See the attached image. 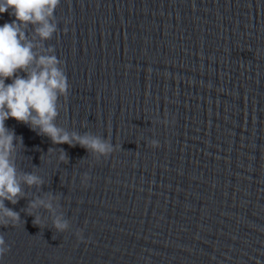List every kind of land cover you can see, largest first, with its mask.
Returning <instances> with one entry per match:
<instances>
[{
    "label": "water",
    "instance_id": "95a60500",
    "mask_svg": "<svg viewBox=\"0 0 264 264\" xmlns=\"http://www.w3.org/2000/svg\"><path fill=\"white\" fill-rule=\"evenodd\" d=\"M54 15L57 123L120 147L95 160L8 118L18 170L45 183L5 201L21 219L0 225V264H264V0H59ZM47 191L63 232L24 211Z\"/></svg>",
    "mask_w": 264,
    "mask_h": 264
},
{
    "label": "clouds",
    "instance_id": "9594fccd",
    "mask_svg": "<svg viewBox=\"0 0 264 264\" xmlns=\"http://www.w3.org/2000/svg\"><path fill=\"white\" fill-rule=\"evenodd\" d=\"M58 3L59 0H0V14L7 12L12 17L0 23V225L15 226L20 221L19 212L6 206L5 201L15 204L25 197L22 185L40 188L45 183L38 170H18L16 158L24 145L22 137L5 125L8 118L23 122L48 137L52 144L79 145L95 160L120 147L106 137L68 130L57 123L59 98L66 97L69 85L63 61L53 46H45L43 41L57 30L54 10ZM150 143L155 146L158 142L153 139ZM50 150L51 147L47 152ZM59 150L55 153L57 162L67 161L65 151ZM86 182L85 173L81 183ZM59 200L60 196L52 191L37 193L28 200L24 211L33 217V224L41 226L50 221L52 228L63 232L69 228V220ZM38 209L46 210L47 216L42 217ZM74 234L81 239V229ZM7 249L0 236V254Z\"/></svg>",
    "mask_w": 264,
    "mask_h": 264
}]
</instances>
